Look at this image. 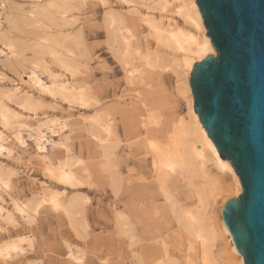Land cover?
I'll use <instances>...</instances> for the list:
<instances>
[{"label":"bare ground","instance_id":"1","mask_svg":"<svg viewBox=\"0 0 264 264\" xmlns=\"http://www.w3.org/2000/svg\"><path fill=\"white\" fill-rule=\"evenodd\" d=\"M7 1L0 0V63L17 79L0 72V84H9L0 85V157L20 163L18 151H26L31 142L38 167L65 188L53 189L40 181L38 191L20 199L13 194L14 167L0 162V230L20 227L19 222L30 225L46 208L66 219L76 233L84 230L88 197L81 192L67 197L66 188L105 184L114 197L122 194L126 198L120 209V199L114 202L112 221L128 247L139 238L132 220L152 224L146 254L152 264H243L222 220L225 201L240 194L242 187L230 163L219 157L193 110L189 85L192 65L208 54L217 56L195 0H116L126 6L125 12L109 7L102 17L107 49L130 84H142L154 71H170L176 78V91L187 101L188 110L185 116L168 119L152 99L139 96L130 105L122 102L100 107V100L81 78L90 54L82 28H73L78 17L72 13L88 0H27L24 12ZM108 3L102 6L108 7ZM132 19L142 27V37L135 33ZM36 92L55 102L44 103ZM60 103L92 111L80 118H72L67 112L54 114ZM43 108L53 113L39 116ZM116 115L126 133L127 146L131 149L140 145L142 149L133 153L138 166H130L125 175L116 152ZM81 125L92 146L85 158L73 153L69 144L70 134ZM23 164H31L30 159ZM96 175L97 183L92 182ZM180 182L185 193L178 189ZM3 194L9 197V207L4 205ZM131 210L140 215L132 219ZM168 229L170 233H166ZM167 238L175 239L178 257L171 252ZM32 242L27 234L4 240L0 243V264H35L21 260L28 250H34ZM66 247L70 261L83 264L82 250L68 244ZM144 250L133 253L137 264H143Z\"/></svg>","mask_w":264,"mask_h":264},{"label":"rangeland","instance_id":"2","mask_svg":"<svg viewBox=\"0 0 264 264\" xmlns=\"http://www.w3.org/2000/svg\"><path fill=\"white\" fill-rule=\"evenodd\" d=\"M107 1L109 2L108 7L107 6L103 7L102 6L103 3L101 4L100 0H96V1L88 0L86 4L87 8L85 7L86 6L85 5L81 7L78 11L72 13L74 17L76 18L78 17L75 27L73 26V28L74 29L82 28L81 30L83 31L85 43L86 46L88 47L90 54V59H89L90 61L87 62L88 63L87 67L89 69L88 68L85 69L84 71L85 74L83 73L81 78L85 80L86 83L88 82L87 84L90 85V87L92 88L91 90L93 91L95 96L100 100V104H101L100 107L106 108L108 105H110V103L119 104V105L128 103L127 105H130L136 100L135 96L136 97L139 96L140 98H145L148 100L149 98L152 99L156 103V106L158 107L160 112L163 114L164 118L168 119L170 117H177L181 115L185 116L186 111L188 110L186 105L187 101L177 93L176 85H175L177 84L176 78L170 71H165V72L154 71L144 78L142 84L140 83L130 84L127 81L122 68H120L118 63L115 61L114 57L107 49V45L105 43L106 34L102 26L103 13L107 8L111 7L116 10L121 9L120 11L125 12L126 6L123 7V5L119 4L116 0H107ZM107 1L105 0L106 4ZM7 3H11L12 5H14L16 10L22 8L21 9L22 12H24L28 7L27 0H8ZM18 13H20V10L18 11ZM130 23L133 26L135 33L138 36L141 35L140 37H142L141 32H143V29L141 26H139L137 19L130 20ZM144 35L145 33H143V36ZM140 45L143 47L145 45V42L142 40ZM10 70L11 69L9 68L1 66L0 63V72L7 74L8 76H10V78L17 79L14 72L13 71L11 72ZM0 85L8 86L9 84L8 82H4ZM35 94L39 97L41 101L43 102L45 101L44 103L48 105L50 103L52 104L55 102V101L53 102V99L50 98V96L48 95L39 94L37 92ZM67 106H68L67 104L60 103V105L58 106L59 107L58 111L54 112V114L61 115L63 114V112H67V113H72V118L74 117L80 118V115L88 114L92 111V109L91 111L83 110L76 105H75L76 107L72 106V108H68ZM64 109L66 110L64 111ZM68 110H70V112ZM42 112H45L47 114L53 113L50 109L43 108L41 111H39V116H43ZM115 117L116 118L113 122V129H114L115 139L118 142V147L116 149V152L119 155L118 163L120 165L119 167H121L120 170L123 173V175H125L126 169H128L130 166L132 165L138 166L136 162H133V159L136 158V157L133 158L134 156L133 153H140L142 152V149L140 145H135L131 149L130 147L127 146L128 142L125 140L126 133L122 129L120 118H118L117 115ZM78 127L79 126H76V128ZM80 127H81L80 129H76L74 132L70 134L69 144L73 150V153H77L81 155V157L85 158L86 156H89V153L92 150V146L90 142L91 140L89 139V137L87 136L88 134L85 131V126L81 125ZM18 152L20 153V157H21L20 160L21 165L19 162L15 164L16 161L13 159H9V158L5 159V157L4 158L0 157V162H2V164L6 166H11V168L14 167L13 170L15 171V174L17 173L16 175H13L14 178L12 180L13 194H15L20 199L23 200L28 199L36 191L39 190L38 183L40 181H44L47 186L53 189L61 190L65 188V186L57 183L55 180L46 176L41 170V168H39L40 166L36 164V161L33 158L34 150L31 142H29V146L26 151L23 152L19 150ZM27 159H30L31 164H23V162L25 163ZM94 177L95 178H93L92 182L94 180L96 182L97 179H99L97 175ZM30 180L35 181V184L34 183L31 184ZM66 189L67 191L65 195L67 197H69L70 194H74V193L80 194V192H81L80 195L83 194L84 196L88 197V201L86 202L87 204L85 203L84 205V220L86 221L87 223L86 226L88 227L84 229L85 232L83 228L80 227L81 229L77 230L78 232L76 233V231L73 230V228L69 225L66 219L60 218L57 212H54L46 208V210L44 209L43 213L39 216L40 218L38 217V219L34 223H32L33 225L27 224L28 226L27 227L26 224H24L23 222H19L20 227L18 225L17 228H15L16 226L15 227L9 226L3 230L5 232L0 230V243L4 242V240L6 241L15 238L17 235H21V234H27L31 236V238L33 239L32 248L34 250L33 251L28 250L24 254V256L21 257L22 258L21 260L24 261L25 263H27L28 261V262H33L35 264H44V263L45 264H71V263L75 264L74 261L71 262L69 257L66 256L67 254L66 244H68L71 246V248L75 250L76 249L80 251L82 250L85 260L83 264H105L104 262L105 260H106V264H137L136 258L133 256V253L135 252L140 253V251H142L143 249H146L144 250L145 257L143 259V264H152V262L149 261L148 258L149 256L146 257V254L148 252L147 245H149L151 242L150 235L151 232L154 230L152 224L146 225L145 223L142 222L136 223L134 220H132L135 226V230L139 234V238L137 239L138 241L135 240V242H133V244L130 247H128L127 240H125L122 236L116 233L117 231L112 221V213L113 210H115L114 202H117L118 198L120 199L119 209L122 208L123 201H125L126 199L125 197L122 196V194H119L120 196L118 198L114 197V195L109 191V188L105 184H99L96 186L92 184L90 186L86 185L84 187L66 188ZM178 189L182 193L186 192L183 182L178 183ZM3 197H4V205L9 207L10 206L8 204L9 197L5 194H3ZM229 197L230 196H228V198ZM130 214L132 219H134L135 216L137 217L140 215L135 210L134 211L131 210ZM33 230L34 233H32ZM35 232L36 233L38 232L37 235ZM170 232L171 229L166 230V233H170ZM81 234H87V235H81ZM82 237L84 239H81ZM2 239L4 240L2 241ZM167 240H168V245H170L171 252L176 257H178L177 247L175 246V239L167 238ZM26 246L27 245H25V247ZM60 246L62 247V249ZM46 249L47 251H45ZM52 249H54L53 252ZM38 260L39 261L41 260L42 262L41 261L38 262ZM76 264H80V263H76Z\"/></svg>","mask_w":264,"mask_h":264},{"label":"water","instance_id":"3","mask_svg":"<svg viewBox=\"0 0 264 264\" xmlns=\"http://www.w3.org/2000/svg\"><path fill=\"white\" fill-rule=\"evenodd\" d=\"M217 56L193 63V110L242 192L222 220L243 264H264V0H195Z\"/></svg>","mask_w":264,"mask_h":264}]
</instances>
